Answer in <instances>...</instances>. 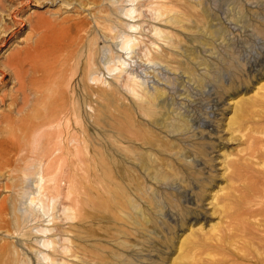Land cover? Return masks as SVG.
I'll return each mask as SVG.
<instances>
[{"label": "rangeland", "instance_id": "1", "mask_svg": "<svg viewBox=\"0 0 264 264\" xmlns=\"http://www.w3.org/2000/svg\"><path fill=\"white\" fill-rule=\"evenodd\" d=\"M0 1L21 10V21L39 16L54 25L33 53L35 81L19 116L11 112L14 84L8 77L3 80L8 73L2 63L33 37L28 25L16 24L11 30L14 39L0 50V163L9 161L7 167L0 166V203L8 210L17 207L19 216L29 218L25 206L18 207L17 188L34 185V150L47 131L54 132L57 143L75 134L78 171L73 159L72 167L62 169L65 180L75 184L79 176L100 177L108 168L117 190L125 193L120 190L123 198L131 196L126 190L131 179H138L143 192L156 198V210L147 215L150 223H144V229L96 226L97 244L108 235L97 246L105 244L101 246L105 255L118 256L112 264H234L236 255L264 257L255 234V220L264 219H253L254 211L249 212L264 205V160L256 157L264 153V0H187L169 8L168 18L164 15L156 22L149 0L134 2L133 20L124 16L123 11L131 8L128 0H40L43 3L26 7V0ZM100 4L119 38H137L130 59L123 56L131 68L118 69L122 39H111L101 27L92 29L95 20L103 22L106 17L97 14ZM172 16L182 22L174 24L169 20ZM9 19L0 12V21ZM127 24L137 29L129 31ZM152 26L168 39H156ZM22 65L26 72L32 68L25 61ZM132 74L139 80L137 92H164L167 107L162 118L159 105L141 103L140 93L131 96ZM206 121L211 132L203 125ZM144 151L151 156V176L157 171L156 181L141 170ZM232 162L239 164L238 175H232ZM242 188L243 200L255 198L246 208H232L238 214L233 232L226 229L229 219L216 204L228 195H233L232 202ZM131 199L137 208L133 213L147 207L143 200ZM3 217L11 220L10 213ZM9 221L0 223V247H6L2 264L11 253L13 262L21 263L27 258L13 250L14 239L5 226ZM219 238L229 243L216 247ZM195 241L206 246L192 248ZM217 260L220 263H214ZM244 263L237 259V264Z\"/></svg>", "mask_w": 264, "mask_h": 264}, {"label": "bare ground", "instance_id": "2", "mask_svg": "<svg viewBox=\"0 0 264 264\" xmlns=\"http://www.w3.org/2000/svg\"><path fill=\"white\" fill-rule=\"evenodd\" d=\"M135 1L136 0H128L127 2L130 3L128 6L131 8L126 10L123 9V12H125L124 16L130 20L134 19L133 14L135 13V9L133 5ZM149 1L146 3H148L147 6L151 5L150 8L153 9L154 22L164 15L168 18L169 13H172V10L169 8L179 3L187 2V0H155V2L150 1V3ZM32 2H39V4L43 3L40 2V0H26L25 7L27 5L30 6ZM123 2H125V0H122V3ZM91 4L94 5V2H91ZM97 8H100L97 14H104L106 17L102 19L103 22H100L99 18L98 21L95 20L94 17L95 26L92 27V29L95 30V27H101L100 31L108 35L111 39H122L118 45L119 49L117 50V52L121 54V56L117 55V64L120 66L118 69H126V66L131 68L130 63H127V60H125L123 56L130 59V55L134 52V48L139 44L137 38L127 35H124L123 38H119L118 36H120V33H114L115 27L111 25L112 20L108 17L110 16L109 13L103 10L104 7L102 4L98 5L96 9ZM0 12L2 14L6 13L8 18H10L8 23L0 21V50L5 48L8 42L14 39L13 36H11V30L17 25L26 27L27 24L29 33L33 35V37H28L22 49L14 51L2 63V67L6 69L5 73L10 75L9 77L8 74H4L3 80L8 77V80L11 79L12 84H14L10 95V105L13 106L11 112L14 113L15 116H19V113H22L23 108L27 106L26 98L28 97V90L35 81L33 75L36 69H33V64L31 62V60H34L32 59L33 53L36 50L38 42L44 38L45 31L49 28H53L54 25L51 24V21L39 16L34 19L29 18L28 20L21 21L18 17L21 10H18V8L10 9L1 1ZM178 17L179 16H172L169 20L174 21V24L182 22ZM126 27L129 31H135L137 29V25L127 24ZM151 31L155 34L156 39H168L164 31L156 28V26H152ZM34 38L35 40H33ZM24 61L32 67L29 72L24 71L22 65ZM36 67L41 69L38 65H36ZM40 71H42V69ZM41 79H45V75L42 76ZM128 79L131 86L128 91L131 96L138 97V93H140L139 98L141 99V103L145 102L154 107L159 105L158 113L162 118L165 114L164 108L167 107V102H163L164 92L156 90L154 93H149V91H145L144 89H142L141 92H137V89H140L137 77L132 74V76L129 75ZM22 104H24V106H22ZM203 125L210 132L213 130L211 129V124L207 121ZM47 133L48 134H46L40 142V148L38 147L35 149V153H33L32 156L37 164V166H33L32 170V177L34 178L33 187L29 185V188L27 185H24L21 189L19 187L17 188L19 190L17 191V195L18 192L21 191L18 197L19 199H16L17 202L20 201L18 202L20 204L18 207L25 206L24 209L28 212V216H30L29 218H31V220L27 221L28 217L21 215L20 217L17 214V207H11L8 210V207L4 203H0V223L6 224V221L9 220H5L3 216L7 213L11 214V220L8 222L9 224L5 226L9 227L10 234L13 236V250H17L18 256H26L27 258L26 261L21 263H14L11 259L13 257L11 253L9 255L11 258L9 257L5 264H112L114 256L116 258H118V256L115 253H111V256L105 255L107 252L101 247L105 244L99 247L97 246L100 244V241H103L101 239L105 237L108 238V235L101 237L97 244L99 238H97L98 228L96 226L99 225L98 227L100 229V225L102 224H119L120 226L123 225V227H130V225L137 226L136 231L139 230L140 227L144 229L143 224L150 223L149 220L146 219L147 215L154 212L157 207L155 195L147 196L146 193L143 192L141 184L138 182L139 180L131 179L132 183L126 186L127 192L132 197L143 200L147 206L138 213H133L137 208L134 207L131 196L128 195V200L123 198L120 192V190L122 192L123 190L120 187V190H117L118 183H116L108 168L100 177H96L92 173L87 177L79 176L75 184H72L69 178L65 180L62 169L65 168L66 165L72 167L71 164L73 163V159L75 160L74 167H76L78 171L76 163L78 161L80 149L77 137L75 134H71L69 138L63 141L60 140L57 143L53 136L54 132L47 131ZM149 144L150 142H147L146 146H149ZM54 145H56V148H49ZM157 146L159 147L160 145L158 144ZM145 149L148 150L146 147ZM150 157L151 156L144 151L143 154L140 155V167L141 170L145 172L146 178L152 177L151 179L156 181L157 171H155L156 174L154 173V176H151L152 162L150 161ZM256 157L264 160V153L258 154ZM7 162L9 161L6 160L5 163H0V166L7 167L5 165ZM225 164H227V161ZM230 169L232 175H236V173L238 175L239 164L235 162L230 163ZM261 169H264V165ZM262 172L264 179V171ZM146 178L144 176L143 183ZM65 185H68V192H64ZM7 188H9V186H7ZM239 191L243 193L244 188L237 190V198L232 202L230 201L233 195H228L225 197L224 202L216 204L219 211L221 213L223 212L229 219L226 229L233 232L237 231V223H235V221L238 214L232 212V208H246L250 203L254 202L253 199L255 198V196H249L248 200L245 201L239 195ZM123 194L125 193L123 192ZM214 198L213 201H215ZM261 198L264 204V192ZM23 200L25 201L23 202ZM251 211H254L255 217H252L253 219L258 216L264 219V205L257 209H250L249 212ZM128 212L129 214H127ZM57 214L59 215L57 216ZM255 221L257 222L255 234L259 235L260 247L264 248V236H261L264 235V220L256 219ZM30 223H33V225H30ZM123 234H125V232H122V235ZM225 237L229 238L230 236L227 235ZM226 238H219L217 241L220 244L216 247H222L221 244L229 243ZM183 244L184 243L181 244L179 250L182 249ZM196 246L205 247L206 245L198 241L191 243L192 248ZM231 247L234 246L231 244ZM5 248V246L0 247V264H2L4 259ZM252 258L255 259V261H252ZM252 258H237L236 255L234 264H237V259L240 263L245 262L244 264L264 263V257L258 258L253 256ZM214 263H220V261L217 260L214 261Z\"/></svg>", "mask_w": 264, "mask_h": 264}]
</instances>
